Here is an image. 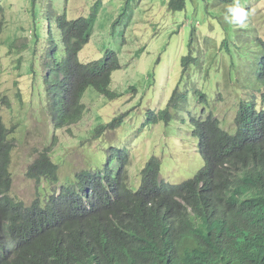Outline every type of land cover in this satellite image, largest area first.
Wrapping results in <instances>:
<instances>
[{
    "label": "rangeland",
    "instance_id": "374dc122",
    "mask_svg": "<svg viewBox=\"0 0 264 264\" xmlns=\"http://www.w3.org/2000/svg\"><path fill=\"white\" fill-rule=\"evenodd\" d=\"M96 1L0 0L3 7L0 20L4 21V29L0 31V95L10 102L9 106L2 105L1 115L7 128L15 127L10 135L15 137L11 169L14 173L12 193L17 198L29 200L32 197V184L23 176L22 170L37 150L51 143L52 136L56 141L50 148V157L60 169V182L74 181L78 171L98 169L113 145L131 150L128 171L133 189L138 183L139 165L151 156L160 160V178L178 183L193 176L200 168L197 138L191 135L189 114L200 113L206 103L194 91L207 94V99L216 103L214 107L220 115L230 116L236 113L235 103L240 101L239 97L246 94L242 71L250 51L256 47V31L225 23L219 26L216 21L220 20L222 10L215 5L217 0H187L186 9L176 13L167 7L166 0H131L134 16L125 31L126 43L119 57L125 67L113 73L111 87L117 92H125L129 86H134L136 92H127L123 98L129 100L125 103L121 98L107 104L90 89L83 98L85 114L82 118L69 127L54 128L51 91L46 92L42 78L34 84L42 87L32 88L28 67H16L23 44L27 40L29 46L33 43L31 11L35 10L44 29L49 31L48 21L44 20L49 17L51 6L61 12L65 10L68 17L76 19L88 14ZM125 1L102 0L94 34L79 55L81 62L98 59L102 51L116 44L120 24L114 22ZM250 10L249 24L264 25V0L253 2ZM210 19L214 20L209 23ZM204 20L207 25L200 23L193 31L197 21ZM260 30L264 32V28ZM42 35L43 27H40L41 39H37L31 51L38 45H46L48 38L43 40ZM222 35L227 36L225 49H220ZM208 36L213 39L206 40ZM12 43L17 49L15 52L10 48ZM140 50L143 53L139 58L133 56ZM54 55L53 47H49L48 52L41 48L34 53L35 66L39 71L44 70L46 58L51 63ZM61 55L62 46L58 45V60ZM182 57H187L188 61L184 67ZM174 91L178 94L170 102V122L144 125L146 110L167 107ZM220 100L222 105H219ZM126 111L129 114L125 122L114 135L108 134L109 140L93 138L96 127ZM223 126L233 127L227 123ZM51 189L47 186L44 191Z\"/></svg>",
    "mask_w": 264,
    "mask_h": 264
},
{
    "label": "trees",
    "instance_id": "16d2710c",
    "mask_svg": "<svg viewBox=\"0 0 264 264\" xmlns=\"http://www.w3.org/2000/svg\"><path fill=\"white\" fill-rule=\"evenodd\" d=\"M167 5L183 10L186 0H167ZM91 21L79 19L65 24L71 58L87 38L85 26ZM197 22L198 28L200 23L207 25L206 20ZM216 23L223 24L220 20ZM40 25L34 17L37 34ZM226 40L222 35L220 41ZM186 59L182 57V63L187 64ZM120 68L117 55L80 69L53 67L52 76H44L43 81L52 84L46 92L60 91L58 97L53 96L54 127L72 125L82 118V98L90 88L115 101L119 94L111 91L110 85L112 73ZM253 83L256 88L264 87V70L256 68ZM245 88L237 113L243 127L235 136L220 127L212 111L203 120L193 119L204 162L195 179L179 184L159 181V163L154 158L146 164L143 183L134 193L124 180L123 164L116 169L114 166V176L110 164L105 175L81 174L87 204L76 198L78 194H71L64 202L53 200L50 206L37 208L25 264H264V192L262 198L248 192L256 183L264 190V108H256L250 98L253 88L249 84ZM200 96L206 102V96ZM3 104L8 105L4 98L0 113ZM146 114L149 124L156 121L152 110ZM124 116L115 117L112 125L122 123ZM106 127H96V134ZM9 133L0 114L1 168L13 146ZM36 165L40 167L32 172L44 170L51 177L57 168L48 156L39 158ZM256 214L260 222L247 221Z\"/></svg>",
    "mask_w": 264,
    "mask_h": 264
},
{
    "label": "clouds",
    "instance_id": "9594fccd",
    "mask_svg": "<svg viewBox=\"0 0 264 264\" xmlns=\"http://www.w3.org/2000/svg\"><path fill=\"white\" fill-rule=\"evenodd\" d=\"M98 1H100V3L98 7H96V3ZM98 1H96L93 4V6L89 9L88 14L80 15L76 19L68 17L67 12L65 10L61 12L55 6H51L48 12L49 17L47 20H44L45 22L48 21L47 26L50 27L49 31H46L44 29V25H43L44 23L43 21L40 22L39 16L35 12V10L31 11V14L33 17V23L31 26L32 35L30 33V37H32L31 41L33 43L31 46H29L28 44L29 40H27L23 44V51L21 52L18 58L16 67H21V68L23 66L28 67L27 75L31 79L30 86H32V88L40 89L42 87L41 84L40 86L39 84L35 85V86H38L37 88H35L34 84L37 82L39 78L44 79V76L46 75L48 77L52 76L53 67H62V69L68 68L70 70H73L75 68L80 69L81 66L88 65L90 62L101 60L105 56L109 59L113 58L115 55L120 57L122 49L126 43L125 31L128 25L131 23L133 16H134L135 8L131 4V0L125 1V5L123 7L122 12L119 14V16L116 18L114 22V23L120 24L116 44L110 45L108 48L105 49V51H102V55L98 59H94V60L89 59L87 60V62H81L79 58L80 53L83 51L82 49L85 48L86 45L89 44L94 34L95 22H96V19H97L99 10H100V6H101L100 4L102 3V0H98ZM256 1L257 0H217L215 5L220 6L222 10L220 14L221 22L225 23L226 25L235 26L242 30L247 29V30H254L257 32L256 38H255L256 47L255 49L250 51V56L245 63L244 69L242 71V76H243V81H244L243 88L245 92H246L245 87L247 84H249L251 88H253L252 95L250 98L251 100L255 101L256 108L260 109V108H264V87L256 88L255 84L253 83V79H254V73H255L256 68H259V70H264V32L260 30L261 28H264V25L249 24V20L251 16L250 7H251V4ZM16 3L17 2H15V4ZM166 4H167V0H166ZM186 6H187V0H186ZM186 6H185V9H186ZM167 7L170 8L168 5ZM2 9H3L2 3L0 2V11H2ZM183 10H172V11L176 13V12H180ZM34 17H36L37 21L40 22L41 24L40 27H43L42 39L43 40H45L46 38L48 39L45 41L46 45H43V46L38 45L31 51V48L33 47L34 43L35 44L37 43V39L39 40L41 39L40 29L38 31V34L34 31ZM79 19H86V20L92 19V21L89 25L85 26L86 32H88L87 38L83 39V41L81 42L80 48L76 51V56L71 58L67 52L68 46H67L66 33H65L67 29H66L65 24L72 22V21H77ZM1 29H4L3 20H0V31ZM196 29H198L197 25L194 26L193 31H195ZM122 30L123 32L121 34ZM33 32H34V36H33ZM225 42L226 41H221L220 49L226 48ZM13 44L14 43L10 44V48H12L11 49L12 52H15L17 51V49L13 46ZM58 45L62 46V55H61L60 60H58ZM49 47L54 48V54H55L54 58L53 60H51V63H50L47 57L46 63H45V69L42 71H39V69L35 66L36 59L34 57V53L39 52L41 48H45L46 51L48 52ZM142 53H143V50H140L136 52L133 56L139 58V56ZM119 62H120V59H119ZM120 64H121L120 69H123L125 65L122 64L121 62ZM181 64L184 67V63H181ZM31 65H33V67ZM41 73H44L45 75L43 76V74ZM113 73H112V82H113ZM248 74L251 79L250 81L248 79ZM59 77L62 79L63 75L60 74ZM43 84L45 85V89L49 88V87H46L49 84L52 85L51 83L45 84L44 81H43ZM90 89L94 90L93 88H90ZM110 89L111 91L116 92L117 93L116 95L119 94L118 98H116L115 100L123 98V96L127 92H130V91L136 92V88L134 86H129L125 92H117L111 87V85H110ZM94 91L107 104L113 101V100H108V97H106L103 94H100L96 90ZM47 92L49 94V91ZM194 93L199 94V95L202 94L203 96H206V102H205L206 107H203L200 113L194 112V113L189 114L191 135L192 137L197 138V148H198V152L200 156V165H199L200 168L196 171V173L193 176L183 178L178 183H174V182L167 181L165 179H161L160 178L161 176L160 160L156 156H151L143 164L139 165L138 170H137L138 183H137L136 188L133 189L132 188L133 185L129 183V171H128V168L131 165V150L128 147L118 148L113 145L110 146L106 160L102 163V165L98 169L90 170V171H84V170L78 171L75 173L74 181L60 182V177H61L60 169L57 163L50 157V148L56 141V138L52 136L51 143L47 144V146L44 149L40 151L37 150L35 152L36 153L35 157L30 161V163H28L25 166L24 170H22L23 176L32 184V187H33L32 197L29 200L17 198L12 193L13 185H14V173L11 169V160H12L11 151L14 149V146H15V142L13 140L15 137H12L10 135V133H12L15 130L14 129L15 127L12 126L11 128H7L8 130H10V133L8 135V140L11 141L13 146L11 150L7 152L8 160L5 161V164L2 165V168H1V160H0V264H25L26 263V250L28 248V245L32 242L33 237H34L33 225L36 222L34 219V215L36 214L37 208L43 209L47 206H50V203L53 200L57 201V203L64 202L65 200L71 198L70 196L71 194H78L79 197H76V198H82L83 202L87 204L86 202L87 195L83 194L81 191V181H82V178L80 177L81 174L105 175L107 171V164H110L112 168V175L114 176V166L116 169L119 165L123 164L124 180L127 183L128 190L134 193L138 191V189L143 183L146 164L149 162L150 159L154 158L156 162L159 163V169H160L159 174H158L159 181L169 183V184H179L188 179L190 180L195 179V177L198 175L200 170L203 168L204 162H203V159L200 153V148H199L200 137L198 138V134L194 133L193 119L203 120L208 115V112L212 111L215 117L219 119L220 127L224 131L231 133L232 136H235L238 130L241 127H243V125L239 124L237 121L238 117L240 116L237 114L239 111V108L241 107L240 101L235 103L236 105L235 115L233 116H230L227 114L220 115L214 107L216 103L207 99V94L201 92L200 90H195ZM176 94H178V92L174 91L173 96L171 100L169 101L167 107L159 108V109L149 108L155 113L154 115H155L156 121L154 123L149 124V114H146L147 110L149 109H147L145 112L144 125L155 126L160 122H164L167 125L170 122V118L172 117V112L170 109V102L172 101V99H174V96ZM51 95H52V102H53V96L55 95L56 97L57 95L58 97L60 95V91H57L55 94L51 92ZM2 98L8 101V99L5 96L0 95V102ZM83 98H82V102H83ZM122 100H123L122 102L125 103L129 99L123 98ZM219 102H220L219 105L223 104L221 100ZM9 105H10V102L8 101V106ZM1 110H2V107H1ZM164 111L170 112V114H160L159 113V112H164ZM123 114H125L123 118V122L117 125H112L111 122L114 120V118L120 115H123ZM128 114H129L128 111L121 112L120 114H116V116L112 117L108 122L101 123V124L107 125V127L99 134H96L95 132L96 128H95L93 138L97 140L100 138L109 140L108 134L114 135L116 131L125 122ZM227 116L230 117V119ZM51 123L53 125L52 107H51ZM223 123L233 125V127H224ZM69 126L71 125L64 126V127H69ZM56 129H61V128H56ZM47 156L51 160V162L54 163L57 167L56 172H54V176L53 177L48 176L44 170L42 171L40 170L37 173L32 172L31 169L40 167L36 165L37 160L43 157L47 158ZM47 186L51 187L52 189L50 191H44ZM248 192L249 194L253 196L258 195L259 198H262L260 194L261 192H264V190H262L260 183H256L253 185V187L250 190H248ZM55 207H63V206L60 204H56ZM237 214H240V212H238ZM254 216H255V219L247 220L246 218V220L247 221H257V222L261 221L260 215L256 214ZM262 222H263L262 230L264 231V220ZM231 231L234 232L235 230L232 228ZM230 247L231 245L229 246V248Z\"/></svg>",
    "mask_w": 264,
    "mask_h": 264
}]
</instances>
